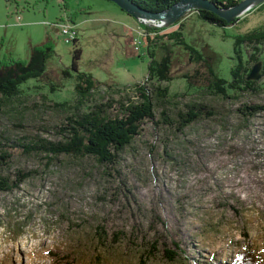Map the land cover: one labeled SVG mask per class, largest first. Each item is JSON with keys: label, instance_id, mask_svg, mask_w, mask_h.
<instances>
[{"label": "rangeland", "instance_id": "1", "mask_svg": "<svg viewBox=\"0 0 264 264\" xmlns=\"http://www.w3.org/2000/svg\"><path fill=\"white\" fill-rule=\"evenodd\" d=\"M65 3L70 7L59 0H0V61L28 59L48 37L55 45L46 77L31 79L18 98L0 95V142L12 151L0 173L31 172L19 188L0 191V264H235L246 251L264 264V110L247 120L238 111L264 104L263 61L255 90L223 98L200 88L207 82L188 85L182 75L194 73L196 64L175 46L174 79L163 83L174 124L164 122L158 105L155 120L144 121L114 165L55 157L41 140H61V122L76 110L54 105L78 99L76 79L66 73L74 51L81 50L80 71L107 83L90 104L125 95L138 101V84L153 87L145 48L155 33L145 23L109 0ZM197 10L165 27L182 24L187 41L207 55L214 50L219 74L231 80L234 35L262 26L264 7L226 27L200 19ZM60 18L76 30V43L64 37ZM260 52L264 58V46ZM191 103L206 104L212 114L177 130V113ZM119 107L114 102L111 111Z\"/></svg>", "mask_w": 264, "mask_h": 264}, {"label": "trees", "instance_id": "2", "mask_svg": "<svg viewBox=\"0 0 264 264\" xmlns=\"http://www.w3.org/2000/svg\"><path fill=\"white\" fill-rule=\"evenodd\" d=\"M59 1L62 5L66 4L65 0ZM134 1L151 12H160L180 0ZM212 1L221 7L228 8L237 4L240 0ZM263 7L264 2L250 11ZM197 13L200 19L223 27L235 24L242 19L237 17L235 21L228 23L226 19L208 10H197ZM67 19L75 23L73 18L72 20L69 17ZM68 20L59 19L63 24H66L65 22ZM143 25L149 34L155 33L154 36L148 35L145 48V53L149 59L148 81L152 82L153 87L151 88L147 81L144 84H138V101H133L128 95H125L123 99H131V102L127 103L123 99L120 101L108 99L107 101L92 102L90 104L89 101L94 92L107 83L98 81L91 73L80 71L77 62L81 57V50L74 51L72 72L66 71V73L69 77H75L76 79L75 91L78 99L73 102H55L54 105L66 112L72 110V108L76 110L71 111V115L61 122V140L57 142L41 140L48 153L53 154L55 157L61 154L73 157L88 156L93 157L99 163L114 165L119 162V153L130 146L137 136L142 134L144 121L146 119L155 120L158 105L163 107L161 112L164 122L174 124L175 121L170 119L169 110L164 105L170 95V88L168 85H163V83L174 79L172 66L174 62L173 47L175 46L183 48L189 55V60L196 64L197 69L194 73L182 75L188 85L195 88L201 86V84H197L198 81L207 82V86L203 85L200 88H205L223 98H233V96H237L242 92L256 89L257 81L249 79L254 63L263 61L262 75H264V58L260 54L262 46H264V24L249 32L234 35V52L237 63L231 68V80L219 74L216 68L219 57L214 50L207 55L204 50L187 41L184 33L181 32L182 24L179 30L172 31H168L167 27ZM72 42L76 43L77 40L75 39ZM248 46L252 47L251 52L248 51ZM54 52L55 45L53 40L48 37L46 41L32 48L28 59L5 58L0 61V95L6 99L18 98L25 92L24 87L31 79L41 80L46 77L48 62ZM244 53H247V58H245ZM201 67L206 68L205 73H201L199 70ZM73 71L76 72L75 75ZM51 87L53 91L57 88L54 83L51 84ZM114 102H118L120 105L117 113L111 111ZM84 106H87L86 109H83ZM188 108L186 112L179 111L177 113V130L181 131L186 126L193 124L203 114H212L208 106L203 103H191ZM263 110L264 104H244L238 109L245 120ZM6 146V144L0 142V170L9 168L8 165L11 164L12 151L7 149ZM27 147L30 150L33 149L30 145H27ZM29 175H31V172L24 170H19L14 176L0 173V191H13L19 188ZM168 259L174 260L171 257H168ZM235 264L260 263L255 261L253 251H246L236 259Z\"/></svg>", "mask_w": 264, "mask_h": 264}, {"label": "water", "instance_id": "3", "mask_svg": "<svg viewBox=\"0 0 264 264\" xmlns=\"http://www.w3.org/2000/svg\"><path fill=\"white\" fill-rule=\"evenodd\" d=\"M118 5L121 9L133 16L135 19H139L143 23H153L154 26L165 27L178 20L184 13L192 9L208 10L218 16L226 19L228 23L236 20L237 17L242 16L247 11L263 3L264 0H240L237 4L224 8L213 2L212 0H180L173 4L169 8L160 12H151L134 0H109ZM260 62L252 69L249 79H254L257 75ZM258 70V71H257ZM254 76V77H253Z\"/></svg>", "mask_w": 264, "mask_h": 264}, {"label": "built area", "instance_id": "4", "mask_svg": "<svg viewBox=\"0 0 264 264\" xmlns=\"http://www.w3.org/2000/svg\"><path fill=\"white\" fill-rule=\"evenodd\" d=\"M63 33H64V37H66V38H70L71 40H68L69 42L70 41H73V39L75 38V36H77L76 35V30L75 29H73L72 28V25H70V24H63ZM70 34H75V35H72L71 37H68ZM66 35H68V36H66Z\"/></svg>", "mask_w": 264, "mask_h": 264}, {"label": "crops", "instance_id": "5", "mask_svg": "<svg viewBox=\"0 0 264 264\" xmlns=\"http://www.w3.org/2000/svg\"><path fill=\"white\" fill-rule=\"evenodd\" d=\"M26 1H28V0H26ZM66 5L70 7V3H67Z\"/></svg>", "mask_w": 264, "mask_h": 264}]
</instances>
